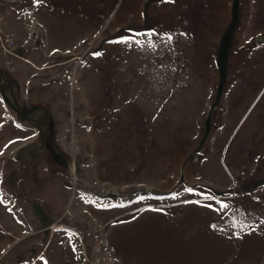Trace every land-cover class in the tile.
<instances>
[{"label": "rangeland", "instance_id": "374dc122", "mask_svg": "<svg viewBox=\"0 0 264 264\" xmlns=\"http://www.w3.org/2000/svg\"><path fill=\"white\" fill-rule=\"evenodd\" d=\"M0 28V264H85L38 231L59 176L150 206L199 264H264V0H0Z\"/></svg>", "mask_w": 264, "mask_h": 264}, {"label": "crops", "instance_id": "0c3cea01", "mask_svg": "<svg viewBox=\"0 0 264 264\" xmlns=\"http://www.w3.org/2000/svg\"><path fill=\"white\" fill-rule=\"evenodd\" d=\"M60 178L61 176L57 178V184L51 186L48 193L46 190L52 204L48 206L47 200L46 203L42 202L43 206L41 205L39 214L34 210L38 222L44 225L42 230L38 231L43 232V229L51 223L49 221L52 217L60 216L67 209L73 211L74 221L56 233L51 234L47 231L50 235L46 234L43 247L49 242L60 241L63 238L62 240L72 242L73 248L81 252L82 244L90 248L93 244L102 242L122 264H199L197 251L190 252L188 249L196 248L198 245L196 241H190L189 237H186V230L175 231L172 224L166 230L158 227V223L167 220L158 219L156 210L150 209V206L139 209L124 202L109 204L108 199L100 203L92 202V198L86 197L88 192L93 193L92 189L86 188L82 176L78 177V185L69 194L60 186ZM90 181L93 182V179L90 178ZM10 213V219L6 218L5 224L9 223L13 226V223L21 222L24 225L23 232L28 233L30 224L26 218H23L24 214L21 218L16 215L13 218L11 210ZM181 221L180 218L172 219V223L177 224L175 228ZM164 233L171 234V238L169 237L165 242L168 251L165 250L164 243L157 239L167 237ZM4 238V234L0 233V240L3 241ZM36 254L39 255V252Z\"/></svg>", "mask_w": 264, "mask_h": 264}, {"label": "built area", "instance_id": "2783aa9c", "mask_svg": "<svg viewBox=\"0 0 264 264\" xmlns=\"http://www.w3.org/2000/svg\"><path fill=\"white\" fill-rule=\"evenodd\" d=\"M0 43L3 50L8 54H13L15 49V41L13 37L5 33L0 28ZM9 71H12L9 68ZM71 219L70 213H68ZM65 216L58 217L53 223H50L47 226V230L53 234L66 227V224L63 222ZM85 264H122L119 259L112 254L109 249L102 242H97L93 244L87 250L85 255Z\"/></svg>", "mask_w": 264, "mask_h": 264}, {"label": "snow or ice", "instance_id": "6c2138e0", "mask_svg": "<svg viewBox=\"0 0 264 264\" xmlns=\"http://www.w3.org/2000/svg\"><path fill=\"white\" fill-rule=\"evenodd\" d=\"M37 2H39V0H37ZM167 39L170 41L171 40V36H168ZM131 42H134V43H139L138 41H135L134 38H129V39H122L121 41H118V42H121V43H125V44H129ZM95 55H100V53H96ZM185 191L189 192V193H192L193 192V189L191 188H187L185 189ZM209 197L208 196H205V199H208ZM140 199H144V197H140ZM217 203L220 204V209L223 210V209H226L228 207L227 204H224L222 202H219L217 201ZM211 206V205H209ZM243 230V229H241ZM44 264H47V261H44Z\"/></svg>", "mask_w": 264, "mask_h": 264}]
</instances>
